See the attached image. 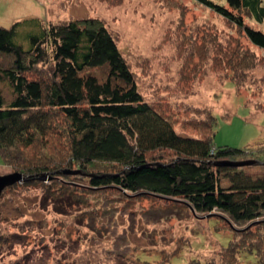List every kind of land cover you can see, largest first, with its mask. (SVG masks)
Listing matches in <instances>:
<instances>
[{
  "label": "rangeland",
  "instance_id": "1",
  "mask_svg": "<svg viewBox=\"0 0 264 264\" xmlns=\"http://www.w3.org/2000/svg\"><path fill=\"white\" fill-rule=\"evenodd\" d=\"M242 15L264 32V21ZM33 18L99 21L115 37L144 99L178 133L200 136L199 125L214 114V147L264 149V50L196 0H0V26ZM55 123L44 143L25 151L27 160L65 168L67 139ZM3 162L0 154V176L16 173ZM243 170L264 177L263 166ZM77 176H27L3 190L0 264H190L196 258L222 264L221 245L239 231L219 215L94 191ZM218 189L228 192V181L221 178ZM254 231L250 240L264 237V228ZM237 264L258 263L244 254Z\"/></svg>",
  "mask_w": 264,
  "mask_h": 264
},
{
  "label": "trees",
  "instance_id": "2",
  "mask_svg": "<svg viewBox=\"0 0 264 264\" xmlns=\"http://www.w3.org/2000/svg\"><path fill=\"white\" fill-rule=\"evenodd\" d=\"M196 1L264 50V32L245 24L242 15L247 11L262 23L264 0ZM53 121L67 139L65 168L27 160L25 151L44 143ZM199 126L200 136H182L169 117L144 99L115 37L99 21L47 24L33 18L0 26L4 164L31 180L68 172L88 181L94 191L112 190L130 200L136 195L135 202L165 201L193 215H219L239 227L235 238L221 245V263L237 264L246 254L259 264L264 237L250 240V235L264 228V177L218 164L253 160L264 168V149L214 147V114ZM221 178L228 181V192L218 189ZM200 261L190 264H218Z\"/></svg>",
  "mask_w": 264,
  "mask_h": 264
},
{
  "label": "water",
  "instance_id": "3",
  "mask_svg": "<svg viewBox=\"0 0 264 264\" xmlns=\"http://www.w3.org/2000/svg\"><path fill=\"white\" fill-rule=\"evenodd\" d=\"M255 164H257V162L251 160V161H242V162H223L218 165L244 168ZM26 177H27L26 175L20 173L0 176V196L5 188L10 187L18 182H21Z\"/></svg>",
  "mask_w": 264,
  "mask_h": 264
}]
</instances>
